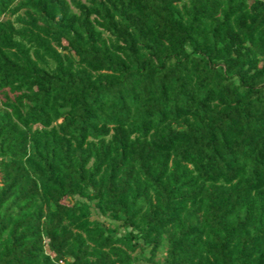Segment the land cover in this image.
Here are the masks:
<instances>
[{
	"label": "trees",
	"instance_id": "16d2710c",
	"mask_svg": "<svg viewBox=\"0 0 264 264\" xmlns=\"http://www.w3.org/2000/svg\"><path fill=\"white\" fill-rule=\"evenodd\" d=\"M0 174V264H264V0H0Z\"/></svg>",
	"mask_w": 264,
	"mask_h": 264
},
{
	"label": "rangeland",
	"instance_id": "374dc122",
	"mask_svg": "<svg viewBox=\"0 0 264 264\" xmlns=\"http://www.w3.org/2000/svg\"><path fill=\"white\" fill-rule=\"evenodd\" d=\"M11 18L14 19L15 16H12ZM0 178H1V174H0ZM91 205L94 208V206H95L94 205V202H92ZM94 210H95L94 215L99 220H101L102 222H104L107 226L115 227V225H119V223L112 221L111 218L106 217V216L100 214L97 209L94 208ZM120 231L122 232V231H124V229L121 227V230ZM165 255H166V247H163V249H161L159 251L158 256L156 257V262H158V263L159 262H162L164 260ZM148 256H149V249H146L145 251L137 250L134 253V257L136 259V264H153L152 262H150L148 260V258H147Z\"/></svg>",
	"mask_w": 264,
	"mask_h": 264
}]
</instances>
